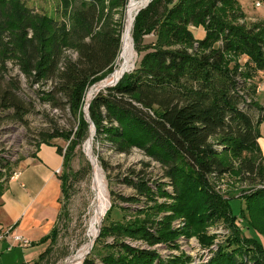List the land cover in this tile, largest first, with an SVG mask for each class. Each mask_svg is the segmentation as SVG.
Listing matches in <instances>:
<instances>
[{"label": "trees", "instance_id": "1", "mask_svg": "<svg viewBox=\"0 0 264 264\" xmlns=\"http://www.w3.org/2000/svg\"><path fill=\"white\" fill-rule=\"evenodd\" d=\"M230 1L150 0L139 7L130 36L135 49L143 50L140 60L114 85L92 95L85 117L80 109L85 90L112 70L123 50L120 35L127 0H61L62 18L33 12L20 0H0V120L9 117L25 123L36 97L53 107L61 104L76 123L66 131L50 125L32 135L35 148L49 143L63 155L57 174L61 199L69 197L71 177L79 172L68 164L73 149L88 137L92 124L94 139L103 138L120 153L131 145L144 149L164 165L166 185L173 188V212L191 215L189 202L195 193L202 200L204 222L225 215L208 182L231 169L223 158L227 152L260 150L258 126L264 121V106L251 99L254 89L246 78L247 62L228 56L240 51L263 68L264 22L246 28L224 19L221 7ZM193 24L204 28L201 37L192 33ZM150 33L154 39L144 45L142 36ZM9 62L14 73L8 71ZM58 137L69 141L65 151L51 142ZM8 161L0 154V175ZM239 164L249 172L256 166L251 158H242ZM84 169L83 174L89 172L86 162ZM119 180L151 202L156 195H168L161 183L153 189L146 179L123 175ZM118 196L123 201L137 199ZM241 198L248 208L258 204L264 212V186L256 185ZM163 207V203L148 205L131 221L103 224L99 237H114L106 244L111 252L100 258L103 264H187L183 255L164 261L153 249L116 241L127 236L171 246V230L163 225L156 226L155 233L150 230L152 215ZM54 228L44 238L49 242L35 264L49 254ZM94 241L80 264H98L92 256ZM210 243L207 238L201 244ZM202 264H264V246L258 240L233 241L229 236Z\"/></svg>", "mask_w": 264, "mask_h": 264}, {"label": "rangeland", "instance_id": "2", "mask_svg": "<svg viewBox=\"0 0 264 264\" xmlns=\"http://www.w3.org/2000/svg\"><path fill=\"white\" fill-rule=\"evenodd\" d=\"M20 1L24 2L33 12L44 11L47 15L62 18V14H60L62 9L61 0ZM130 1L127 0L126 10L124 7L125 12L123 11L125 26L122 35H120L123 50L121 53L119 51L120 54L113 62L112 70L104 75L101 74L85 90L83 104H81L80 108L85 117L87 114L86 104L90 100L88 99L90 90H93L92 93L95 94L98 90L107 88L104 86L98 88V86L122 66L126 55V43H131L133 61L130 68L124 73L134 69L135 64L140 60L143 53V50L137 51L135 49V43L130 36L132 23L127 24L126 12ZM258 1L260 3L256 6L255 3ZM221 8L224 19L237 22L246 28L258 21L264 22V0H231ZM190 28L193 30L192 33L198 37H201L204 32L202 26L193 24ZM152 34L142 36L144 45L153 41L154 36ZM228 56L235 62H247L246 66L249 67L248 70L250 72L248 73L249 77L246 78L248 84L251 83L254 89L251 99L257 106H264V67L256 66L250 57L248 58L240 51L228 54ZM7 68H9L8 71L10 73L15 72V69L12 68V63L9 62ZM22 82L24 83V80ZM24 86L27 87V84H24ZM33 98L34 105H32V111L25 116V123L10 120L9 117L0 120V154H4L6 158H9L6 168L0 175L1 188L4 187L10 173L16 171L19 174L16 170L17 164L23 158L34 153L36 144L32 135L36 131L47 128L50 125L65 131L72 128V126H76L69 111L61 104L53 107L52 104V106L47 102L44 104L40 99ZM258 130H260V142H262L264 141V121ZM88 131V137L81 144L75 145L73 149L74 155L71 156L68 162L71 169L79 172L76 177H71V185L68 187L69 197L63 196L60 201V213L56 218L55 228L53 226L55 229L54 236L48 245L51 250L44 260L39 261L37 264H72L73 258L89 245L91 247L94 240L95 246L92 250V256H94L98 264H103L100 258L108 251L111 252L112 249L106 244H111L114 237L109 235L99 237L102 225L105 223L111 225L119 221L123 223L131 221L134 215L137 216L138 211L146 209L148 205L153 206L159 203H163L164 207L152 215L151 219L154 223L150 230L155 233L158 230L156 228L160 227V225L171 230L172 237L169 239L172 243L171 246H166L163 241L150 245V243H145L141 238L127 236H121L116 241H122L132 247L153 249L159 258L164 257V261L167 258L183 255L188 258L187 264L207 262L219 248V245H222L229 236L233 241L244 240L251 243V241L258 240L264 246V212L261 211L258 204L251 205L248 208L244 199L241 198L242 193H246L256 185L264 186V150L261 147L257 152L256 150H246L238 155L231 152L223 155L226 161H230L231 169L221 176L211 177L208 184L210 189L217 194L215 195L216 198L222 201L220 210L225 215L214 221L204 222L206 220L205 217H200V212L204 209L202 200L198 199L195 193L191 202H189L191 215L177 214L170 208L173 202V195L171 194L173 188L166 185L169 180L163 174L165 167L160 161L154 160L144 149L133 145L130 146L128 152L120 153L107 145L108 143L103 138L96 140L92 137L90 139L91 134L93 135L91 127ZM51 142L59 146L61 151H65L69 141H66L63 137H58L53 138ZM87 144L89 151L84 150V146ZM90 158L94 159L100 178L104 182L103 188L106 191V198L103 203L100 202L99 192L94 182L93 166ZM242 158H251L255 161L256 166H254L252 172L245 171L242 167L239 169V162ZM85 162L89 164V172L83 174ZM260 171L261 173H259ZM59 173H61V170ZM123 175L132 176L134 179H146L153 189L156 184L161 183L166 188L168 195L162 196L159 194L153 197L152 202L148 201L145 198L146 196L137 193L133 187L121 183L119 177H123ZM118 195L125 197L133 195L137 199L135 201L134 199L123 201ZM93 204L95 205L93 206ZM96 211L102 213V216L101 214L99 215L101 218L99 217L97 224H92ZM139 216L142 217V214ZM14 233L26 237L29 240V244L22 247L11 238L7 241L0 240V264H35L39 253L46 248L49 241L44 239L36 240L32 234ZM235 235H238L239 238H234ZM240 236L242 237L240 238ZM207 238H211V243L209 245L201 244L203 239ZM82 259L80 260L83 261Z\"/></svg>", "mask_w": 264, "mask_h": 264}, {"label": "crops", "instance_id": "3", "mask_svg": "<svg viewBox=\"0 0 264 264\" xmlns=\"http://www.w3.org/2000/svg\"><path fill=\"white\" fill-rule=\"evenodd\" d=\"M260 139L257 143L264 150ZM62 159L63 155L47 143L17 164L19 174L13 179L8 175L0 193V226L12 225L13 232L32 234L36 240L46 238L61 209L57 174L62 170Z\"/></svg>", "mask_w": 264, "mask_h": 264}, {"label": "bare ground", "instance_id": "4", "mask_svg": "<svg viewBox=\"0 0 264 264\" xmlns=\"http://www.w3.org/2000/svg\"><path fill=\"white\" fill-rule=\"evenodd\" d=\"M150 0H142V1H137V0H131L130 4L127 8V24L132 23V20L134 19L136 12L138 10L139 7L141 6H145ZM125 41V40H124ZM126 43V42H125ZM125 58L123 61L122 66L120 67V69L118 71H116L114 74L108 76L106 79H104L98 86V88H100L101 86H107L109 84H111L113 82L114 79L120 77L122 75V73H124L125 71H127L130 68V65L132 64L133 61V52L131 51V43L127 42L126 43V52H125ZM106 80V81H105ZM97 89V88H96ZM93 90H90V94H89V98H92L93 95ZM92 130V129H91ZM93 131V130H92ZM92 134L90 136V139H92ZM84 150L89 151V146L88 144L84 146ZM92 166H93V173H94V182L96 185V188L98 189L99 192V196H100V202L103 203L104 199L106 198V191L104 190L103 186H104V182L102 181V179L100 178V174L97 171V165L94 161V159L90 158ZM106 201V200H105ZM95 204H93L94 206ZM99 210V209H98ZM102 213H99V211H96L95 216L92 219V224L95 223L97 224L99 222V215ZM101 218V217H100ZM91 220V219H90ZM91 223V222H90ZM97 234V233H96ZM95 234V236H96ZM94 236V237H95ZM94 239V238H93ZM90 247V245L85 248L84 250H82L81 252H79L72 261V264H78L79 261H81L80 259H82L85 254L87 253L88 248Z\"/></svg>", "mask_w": 264, "mask_h": 264}, {"label": "built area", "instance_id": "5", "mask_svg": "<svg viewBox=\"0 0 264 264\" xmlns=\"http://www.w3.org/2000/svg\"><path fill=\"white\" fill-rule=\"evenodd\" d=\"M260 1L256 2L255 5L258 6ZM16 171L9 174V178L13 179L16 175ZM13 239L14 242H17L18 245L24 247L25 245L28 246L29 240L26 237H22L20 235H17L12 231V225L3 227L0 226V240H6V239Z\"/></svg>", "mask_w": 264, "mask_h": 264}, {"label": "water", "instance_id": "6", "mask_svg": "<svg viewBox=\"0 0 264 264\" xmlns=\"http://www.w3.org/2000/svg\"><path fill=\"white\" fill-rule=\"evenodd\" d=\"M138 12V11H137ZM137 12H136V14H137ZM117 81V78L116 79H114L113 80V83L112 84H109V85H107V86H105V87H110V86H112V85H114V83ZM92 99V98H91ZM89 103V101L87 102V104ZM87 104H86V108H87ZM88 116V112H87V114H86V117ZM91 129L94 131V129H93V126H92V124H91ZM92 245V244H91ZM92 247V246H91ZM91 247H90V249H91ZM90 249L88 250V252H87V254L90 252ZM86 255V254H85Z\"/></svg>", "mask_w": 264, "mask_h": 264}]
</instances>
